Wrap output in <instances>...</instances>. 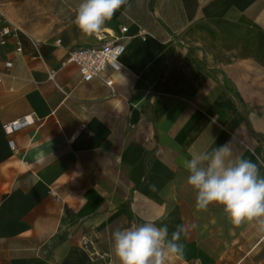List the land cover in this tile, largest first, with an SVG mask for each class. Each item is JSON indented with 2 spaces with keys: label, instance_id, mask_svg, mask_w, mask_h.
Listing matches in <instances>:
<instances>
[{
  "label": "crops",
  "instance_id": "crops-1",
  "mask_svg": "<svg viewBox=\"0 0 264 264\" xmlns=\"http://www.w3.org/2000/svg\"><path fill=\"white\" fill-rule=\"evenodd\" d=\"M82 2L0 0V29L37 43L0 45V264H119L112 232L145 222L187 227L173 264H264V233L217 204L197 211L182 164L228 143L264 161V0H128L92 36L74 22ZM101 37L126 46L112 87L67 63Z\"/></svg>",
  "mask_w": 264,
  "mask_h": 264
},
{
  "label": "clouds",
  "instance_id": "clouds-1",
  "mask_svg": "<svg viewBox=\"0 0 264 264\" xmlns=\"http://www.w3.org/2000/svg\"><path fill=\"white\" fill-rule=\"evenodd\" d=\"M128 0H83L75 17V24L88 36L100 33L115 12ZM182 161L189 173L187 183L196 191L195 208L206 210L210 205L223 207L232 224L239 226L254 222L257 231L264 233V175L260 164L234 156L231 143L212 149L190 153ZM194 228L195 225H192ZM187 227L177 225L169 235L167 224L157 226L145 222L112 232L114 255L119 264H167L184 257L181 236Z\"/></svg>",
  "mask_w": 264,
  "mask_h": 264
},
{
  "label": "built area",
  "instance_id": "built-area-1",
  "mask_svg": "<svg viewBox=\"0 0 264 264\" xmlns=\"http://www.w3.org/2000/svg\"><path fill=\"white\" fill-rule=\"evenodd\" d=\"M22 38H26L34 45H37L25 31L13 23H8L0 29V45L5 46L12 42L17 53L23 51ZM100 41L102 43L97 46H84L72 49L68 53L67 63H73L78 67L83 82L101 79L108 87H112L113 81L104 78L103 75L109 68L113 71L120 70V60L125 53L126 46L116 37H101ZM12 67L13 64L11 62L6 63L7 70H10ZM50 79L54 81L55 73L50 74ZM0 82H2L1 75ZM32 122L31 116H28L22 121L8 124L5 127V131L8 135H11L27 127ZM10 146L15 149L14 141H10Z\"/></svg>",
  "mask_w": 264,
  "mask_h": 264
},
{
  "label": "rangeland",
  "instance_id": "rangeland-1",
  "mask_svg": "<svg viewBox=\"0 0 264 264\" xmlns=\"http://www.w3.org/2000/svg\"><path fill=\"white\" fill-rule=\"evenodd\" d=\"M7 14L9 16H12L14 18H18V19L22 20L26 24L30 23L35 18L34 16L36 15L35 13H30V12H24V13H22V12L21 13L20 12H12V13H7ZM255 30L257 32H259V34L264 35V28H258V29H255ZM263 62H264V60L261 61L260 70L256 71V74L259 75V79H260V82H261V85H262V90L260 92H258V97H259L260 100H264V64H263ZM247 66L248 65L246 64V68L250 69V67H247ZM257 137L259 138L260 142H264V136L263 135H260V136H257ZM95 260H96V262H98L100 264H107L105 259L97 257V259H95ZM167 264H173V263H172L171 260H169L167 262Z\"/></svg>",
  "mask_w": 264,
  "mask_h": 264
}]
</instances>
